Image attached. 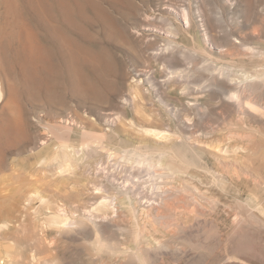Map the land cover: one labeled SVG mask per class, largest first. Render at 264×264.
Masks as SVG:
<instances>
[{"label":"rangeland","instance_id":"rangeland-1","mask_svg":"<svg viewBox=\"0 0 264 264\" xmlns=\"http://www.w3.org/2000/svg\"><path fill=\"white\" fill-rule=\"evenodd\" d=\"M65 2L67 11L60 0H0V177L49 175L55 167L40 163L44 150L100 140L86 162L71 161L85 178L73 183L84 189L101 184L104 179L94 175L100 169L118 184L147 179L144 171L118 166V150L123 140H148L140 128L153 126L174 132L180 140L173 143L203 148L205 155L217 143L241 146L240 156L250 150L244 166H234L239 171L229 176L255 194L261 207L217 186L195 183L197 193L180 178L148 191L153 207L140 223L153 241L143 245L141 258L123 251L136 238L134 218L124 210L97 228L88 223L63 232L45 228L36 251L18 221L9 240L0 238V264H36V252L39 264H264V114L244 103L253 99L264 107V76L251 82L238 103L227 93L242 74L231 81L220 75L233 65L264 73V0ZM22 33L49 54L53 72L38 62L36 80H27ZM28 161L38 163L25 168ZM217 162L224 170L232 167L231 159ZM91 192L83 191L73 209L81 210ZM141 202L148 204L146 197ZM38 216L28 215L29 223Z\"/></svg>","mask_w":264,"mask_h":264},{"label":"bare ground","instance_id":"bare-ground-1","mask_svg":"<svg viewBox=\"0 0 264 264\" xmlns=\"http://www.w3.org/2000/svg\"><path fill=\"white\" fill-rule=\"evenodd\" d=\"M60 4L62 8L67 11L65 0H60ZM47 6L48 5H46V7ZM81 7L82 6L78 5V8ZM183 18L185 20V26H189L191 17L186 9L183 10ZM21 39L27 60L24 66L27 80H36L37 69L35 65L38 62L41 63L40 66H43L45 71L49 73L53 72V64L49 54H45L40 47L35 45L32 35L22 33ZM71 45L72 44H70V46ZM205 51L206 50L203 52ZM231 68L232 69L222 68L220 75L231 81L239 74H242V82H240L239 85L236 82V87L231 88L227 93L230 98L240 101L242 94L252 85L251 82L262 78L264 73L248 70L237 65H233ZM77 78L81 81V76L78 75ZM212 80H214V82L216 81L214 74ZM138 85V82L134 85L135 91L132 97L134 102H136L138 94ZM221 86L224 87L225 85L221 83ZM0 91L1 98L2 89ZM246 92L244 95L247 94ZM252 100L246 99L244 102L245 106L254 113L258 112V114H264V107ZM130 124L132 126H137L138 123L134 119H131ZM9 130L11 129L9 128ZM140 130L145 133L143 134L144 139L148 138V140L137 144H132L129 139L123 140L121 142L122 149L118 150L120 153L118 166L144 171L147 173V179H137L131 182L127 181L126 183L121 182L118 184L115 182L113 174L108 172L103 173L100 169L97 170L94 175L96 178L101 177L104 179L103 182H99L98 180V183L101 184L94 183L92 187H88V183V185L85 186L87 189H84L80 188L77 184L78 181L73 183V181L83 178H80L72 169L74 165L71 161L86 162L88 151L93 148L94 143L103 144L100 140L90 141L88 143L84 142L82 144L70 143L71 141L63 142L61 144L59 143L58 147L51 152H48V149L44 147L46 150L42 152L39 161L41 164L54 165L55 169L49 175L19 173L16 175L1 176L0 202L2 205L6 204L4 207L0 208V210H3L0 211V238L8 239L10 237L9 234L16 228V223L21 221L23 224H21V229H18L21 230V233H26L30 236V239L34 241V250L36 251L40 249L39 244L44 242L46 235L45 228H53L55 231L63 232L65 229H77L84 223L92 224L97 228L107 218L109 219L112 213L120 214V211L128 210L134 218L133 232L136 238L135 241L125 247L123 251L131 252L141 258L140 253L142 247H144L143 245L146 243L150 244L153 241V237H151L152 234L149 233L145 222L144 224L140 223L141 220L149 215L150 206L153 207V203H150L151 197L148 195V191H152L151 193H153V191L159 189L163 184L175 182L180 178L186 180L183 187L192 188L197 193L200 190L195 183L203 184L207 187L217 186L241 198V201L252 207H261V200H259L255 194L246 192L240 185L232 181L230 177V173L232 174L233 172L234 174L239 171L234 166H244V157L250 150L243 151L245 155L240 156L238 150L243 149L241 146L235 147L217 143L211 144V148H207L211 154L205 155V151L202 152L203 148L201 150V148L194 147L193 144L187 145L186 143H182L178 145L177 143H173L177 137L174 132L167 129L147 126L141 127ZM207 149L206 151H208ZM59 159L60 162L58 161ZM220 159H231L232 167L226 169L227 171L224 170V165L222 167V164L217 162V160ZM36 162L38 163V161H28L25 162L24 166L25 168L32 167ZM247 165L248 164L245 166ZM207 178L209 181L206 180ZM191 181L194 183H191ZM85 190H91L93 192L90 193L91 197L87 204L84 205L81 210L77 211L73 209L72 204L83 197L82 193ZM136 192L141 194V198H137ZM4 196L6 197L5 201ZM144 197L147 198V205L141 202V199ZM34 211L37 217H39L38 215L41 217L37 218L38 221H35V223L30 224L28 215L32 214ZM156 212L159 213L160 211L157 210ZM160 214L162 213L160 212L159 215ZM113 216L111 218H113ZM95 245L99 250L101 244L95 242ZM2 249H4L3 244L0 243V256L3 252ZM7 255H10L9 251H7ZM37 258V252L33 253V260L36 264L38 263L36 262ZM1 259L2 257H0V261ZM143 264H146V262L143 261Z\"/></svg>","mask_w":264,"mask_h":264}]
</instances>
